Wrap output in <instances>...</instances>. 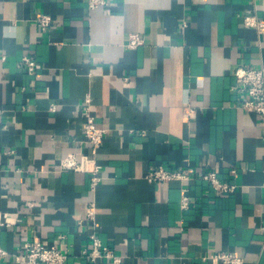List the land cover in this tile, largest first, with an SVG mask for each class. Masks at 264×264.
Instances as JSON below:
<instances>
[{
    "label": "crops",
    "instance_id": "0c3cea01",
    "mask_svg": "<svg viewBox=\"0 0 264 264\" xmlns=\"http://www.w3.org/2000/svg\"><path fill=\"white\" fill-rule=\"evenodd\" d=\"M250 13L264 19V0H0V211L17 218L0 229V264H27L17 256L27 242L60 248L65 264H112L82 255L94 231L121 264H218V251L264 264V140L232 91L237 65L264 66ZM129 33L143 44L126 48ZM86 98L105 129L94 188L61 165L90 155ZM158 165L235 189L193 175L148 182Z\"/></svg>",
    "mask_w": 264,
    "mask_h": 264
},
{
    "label": "built area",
    "instance_id": "2783aa9c",
    "mask_svg": "<svg viewBox=\"0 0 264 264\" xmlns=\"http://www.w3.org/2000/svg\"><path fill=\"white\" fill-rule=\"evenodd\" d=\"M87 5L90 9L106 7L107 0H87ZM36 21L39 27L45 30L51 25L52 18L48 14H42L36 17ZM243 24L246 27L254 28L258 33H264V19L257 17L255 14L250 13L244 15ZM143 42L144 39L139 33H129L124 42V46L128 49H135L142 45ZM21 60L25 64L28 74L35 73L38 64L31 56L23 55ZM234 77L235 83L232 86V91L240 94L242 97L239 107L246 112L254 113L258 117L262 130V139L264 140V66L252 67L247 64H239L234 69ZM83 113L85 115L83 134L89 145L90 155L81 154L77 158L76 155L69 154L61 160V165L65 169L89 173L91 176V186L94 188L101 180L99 176L100 166L97 164L95 157L103 144L105 129L96 124L89 98L85 99ZM192 175L207 180L216 191L231 192L235 189V185L219 181L213 172L197 174L194 169L189 167L184 171H174L158 165L151 167L145 173L144 177L148 182H156L185 179ZM188 204V196L183 193L181 195L180 206L186 208ZM85 212L86 219L91 221L93 229H96L98 223L95 220L94 204L87 205ZM16 223V217L0 211V229L2 227H10ZM94 232L89 236L90 246L82 251V255L92 263H95L98 259L106 258L112 264H121V256L115 255L109 247L102 243ZM7 254L8 251L0 245V261ZM17 256L21 262L27 264H65L67 259L66 253L60 248L48 247L41 242L25 243L23 251ZM213 257L217 260L218 264H245L243 257L229 251H218Z\"/></svg>",
    "mask_w": 264,
    "mask_h": 264
}]
</instances>
